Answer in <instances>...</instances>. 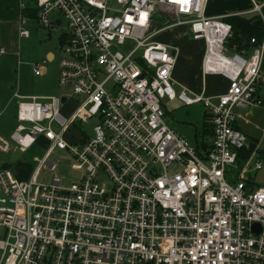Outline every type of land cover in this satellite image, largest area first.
<instances>
[{"label":"built area","instance_id":"1","mask_svg":"<svg viewBox=\"0 0 264 264\" xmlns=\"http://www.w3.org/2000/svg\"><path fill=\"white\" fill-rule=\"evenodd\" d=\"M206 3L18 1L19 37L30 21L57 32V86L74 108L63 117L67 98L13 93L15 124L0 134V155L45 147L26 180L0 165V264H264V148L244 158L250 143L237 126L239 112L260 104L264 0L217 18L205 16ZM247 14L262 34L236 50L224 19ZM173 29L202 45L196 94L172 79L177 48L156 40ZM207 75L226 82L222 94L205 95ZM164 99L201 104L211 142L197 149L170 129ZM53 149L79 173L66 187L58 177L37 183L54 169Z\"/></svg>","mask_w":264,"mask_h":264},{"label":"rangeland","instance_id":"2","mask_svg":"<svg viewBox=\"0 0 264 264\" xmlns=\"http://www.w3.org/2000/svg\"><path fill=\"white\" fill-rule=\"evenodd\" d=\"M242 4L243 9L248 7L246 0H238ZM221 4L214 0H209L206 6L207 13H216L219 11ZM24 28L28 31L27 38L17 39L16 32L7 25L3 32L6 49L0 57V88L5 89L6 94L16 91L20 96L25 95H41V96H60L68 97L67 89L57 86V58L59 57L58 46L56 43L57 32L52 31L46 33L38 29ZM45 34H50L49 36ZM160 43L173 44L177 48L175 66L172 72V79L175 83L192 86L193 93L198 92L199 73L198 59L200 54V42L192 41L186 36L182 30H168L156 37ZM1 43V41H0ZM2 44V43H1ZM130 45L120 48V51H127ZM51 53L54 56L53 61L46 60V54ZM44 63V64H43ZM41 66L44 73L40 77L32 75V67ZM222 80L218 76L207 75L204 77L205 95L216 93L221 88ZM176 92L177 86H174ZM71 99L65 107H60V115L67 117L72 109ZM161 107L164 112V121L170 129L177 133L180 137L192 147L200 149L199 145H207L211 142L210 136L205 133L203 128V107L201 104H192L183 106L175 100L161 101ZM241 111V118L245 122V126L251 129L250 138L255 137L257 142L263 146L262 141L264 131V113ZM254 118H253V116ZM252 116V117H251ZM253 118V119H252ZM10 115L3 114L0 118L1 130L7 133L6 129L10 124ZM240 120V117H239ZM242 122L238 121V124ZM93 125L92 121L83 125V129L90 132ZM242 129V128H241ZM76 130V129H74ZM78 130V129H77ZM208 130V129H207ZM244 131V130H243ZM74 131L69 134L72 135ZM249 138V136H248ZM68 139V135L65 136ZM45 143L38 141L36 146L28 149L25 153L10 152L7 155H0V165H6V168L14 172L16 176L26 180L36 167L33 158L39 159L43 153ZM49 163L54 165L52 171L46 167L40 170L37 176V183H48L53 177L61 180V186L66 187L71 181L75 180L79 173L70 169L74 163V159L66 152L53 149L47 157ZM234 175L235 172L232 171ZM262 173L258 172L254 176L255 181H261Z\"/></svg>","mask_w":264,"mask_h":264},{"label":"crops","instance_id":"3","mask_svg":"<svg viewBox=\"0 0 264 264\" xmlns=\"http://www.w3.org/2000/svg\"><path fill=\"white\" fill-rule=\"evenodd\" d=\"M18 1L19 0H0V41L2 43V44L0 43V48L3 51V53L0 55V57L4 53H6V49L3 47V43L4 44L6 43L5 42L6 38L4 37L3 32L7 28V25L11 26V29L14 32H16L18 40L23 38V37H19L18 36L17 28H16V21H17V18H18ZM208 1L209 0H207L206 6L208 4ZM214 1L219 2L221 4V6L219 8V11L216 12V13H213V12L207 13V8L205 7L204 14H205L206 17H212V18L216 17L217 18V17H220V16L225 15V14L245 13V12H247V11H249L251 9V1L252 0H246L248 2L247 9L246 8L243 9L242 4H240L238 0H214ZM253 1L262 2L263 0H253ZM261 13H262V15L264 17V7L262 8ZM28 15L30 17L32 16V14L30 12L28 13ZM239 17H244L246 19H251V24L252 25L260 27V21L257 18V16H255L254 14H247L245 16H239ZM26 26H27V28H31L33 30H38V28L33 25L32 21L27 23ZM45 35L49 36L50 34H45ZM56 43H57V46H58L59 40H57V36H56ZM163 44H165V43H163ZM166 45H170V44H166ZM201 54H202V45L200 43V54H199V59H198V62H197V64H198V69H197L198 73H199V65H200ZM46 60L47 61H53L54 60V56L51 53H47L46 54ZM260 71H261L262 76L264 78V57H263V59L261 61ZM198 76H199V82H200V73H199ZM221 80H222V82H221L222 84H221L220 90L217 91L216 93L208 94L206 96L215 97V96L220 95V94H222L224 92L225 87H226V82L222 78H221ZM177 84L180 87H183L184 89H186L188 92L193 93L192 86H189L188 84L183 85L181 83L180 84L177 83ZM198 87H199V85H198ZM4 90H5L4 88L3 89L0 88V110L3 111L1 116H3V114L6 113V114L10 115V118H11L10 120L11 121H10V124H9L8 128L6 129V131H8V132L5 133L4 131L1 130V127H0V134H2L3 136H8L11 133V131H12L13 127H14V124H15V102H16V100L12 96H13V93H16L17 95H19V94L16 91H14L11 94H6ZM67 94H69V93L67 92ZM256 96L258 97V99L260 101V104L257 107L249 109L248 113H246L245 115L249 114V112H254V116H256V112L264 113V82L258 86L257 91H256ZM22 97H47V96L25 95V96H22ZM59 98L61 99L62 102H64V98L65 99L67 98V101L62 106V108L65 107V105L68 102V98L69 97H67L66 95H60ZM71 101H72V99H71ZM71 104H72V108H73V101L71 102ZM1 116H0V118H1ZM241 116L242 115L239 112L238 115H237V126H238V128L246 135L247 138L249 136V138H248L249 143H253L254 144V149L255 148L256 149L257 148L260 149L263 146H261L257 142L255 137L250 138L251 134H249V133H250L251 129H249L248 127L245 126V122L242 120ZM254 116H253V118H254ZM239 117H240V120H239ZM238 121H240L242 123L238 124ZM263 135H264V133H263ZM262 141L264 142V136L262 137ZM12 173L15 175L14 172H12Z\"/></svg>","mask_w":264,"mask_h":264},{"label":"trees","instance_id":"4","mask_svg":"<svg viewBox=\"0 0 264 264\" xmlns=\"http://www.w3.org/2000/svg\"><path fill=\"white\" fill-rule=\"evenodd\" d=\"M231 27L232 38L230 44H232L236 50L247 49L248 41L251 38L259 40L262 34L261 28L251 24V19H246L239 16H231L224 19ZM203 128H206L205 133L209 135L206 125L203 122ZM254 148V144L250 143L249 149L242 152L243 157H247Z\"/></svg>","mask_w":264,"mask_h":264},{"label":"water","instance_id":"5","mask_svg":"<svg viewBox=\"0 0 264 264\" xmlns=\"http://www.w3.org/2000/svg\"><path fill=\"white\" fill-rule=\"evenodd\" d=\"M252 228L254 229V231L257 232L258 229H257V225H256V224H253V225H252Z\"/></svg>","mask_w":264,"mask_h":264}]
</instances>
